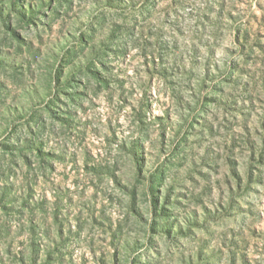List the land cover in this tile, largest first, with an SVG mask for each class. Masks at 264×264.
<instances>
[{"label":"rangeland","instance_id":"rangeland-1","mask_svg":"<svg viewBox=\"0 0 264 264\" xmlns=\"http://www.w3.org/2000/svg\"><path fill=\"white\" fill-rule=\"evenodd\" d=\"M0 264H264V0H0Z\"/></svg>","mask_w":264,"mask_h":264}]
</instances>
